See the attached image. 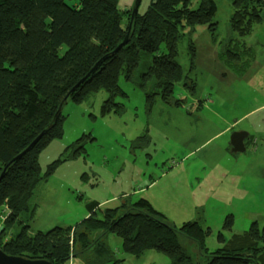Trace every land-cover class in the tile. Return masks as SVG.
I'll return each mask as SVG.
<instances>
[{"label": "rangeland", "instance_id": "obj_1", "mask_svg": "<svg viewBox=\"0 0 264 264\" xmlns=\"http://www.w3.org/2000/svg\"><path fill=\"white\" fill-rule=\"evenodd\" d=\"M134 1L117 0L118 12L123 14ZM213 1L212 32L206 25H193L177 45L176 61L182 75L195 84L193 95L175 87L173 103L160 98L149 103L121 75L107 111L102 110L107 98L102 89L83 102L65 104L58 128L61 137L38 156L43 173L60 162L34 191L37 208L27 222L29 235L74 227L87 216L85 206L90 202L98 203L96 213L101 217L124 200L144 199L176 228L189 221L208 228L205 248L210 252L247 249L250 224L264 226V7L260 21L240 38L230 31V2ZM147 3L140 0L138 11ZM125 21L121 19L122 24ZM232 122L235 130L254 137L253 146L243 153L227 149ZM77 139L84 145L73 153ZM230 216L231 228H223ZM14 228L7 233L15 234ZM105 243L115 260L99 264L171 261L155 249L135 258L123 251L113 234ZM189 251L194 256L191 247ZM63 264L85 262L75 257Z\"/></svg>", "mask_w": 264, "mask_h": 264}, {"label": "trees", "instance_id": "obj_2", "mask_svg": "<svg viewBox=\"0 0 264 264\" xmlns=\"http://www.w3.org/2000/svg\"><path fill=\"white\" fill-rule=\"evenodd\" d=\"M67 1L0 0V174L11 162L0 180V248L9 255L46 259L52 264L75 257L85 264H99L115 260L105 243L113 234L121 240L123 251L135 258L155 249L167 254L170 264H264L259 260L264 258V226L259 229L257 223L250 224L247 249L236 246L210 252L205 248L208 228L196 221L176 228L144 199L124 200L121 207L106 210L101 217L96 213L98 203L90 202L85 206L87 216L74 227L27 233V222L37 208L34 191L60 162L52 163L44 173L38 162L48 143L61 137L62 114L52 126L53 117L71 89L123 41L132 8L120 14L117 0ZM228 1L231 33L248 36L261 19L263 0ZM215 13L213 0H148L131 22L127 43L101 62L69 94L67 102H83L102 89L107 94L102 110L107 111L121 75L149 103L155 98L172 102L175 87L193 95L195 84L182 75L176 61L177 45L193 25H206L212 32ZM192 52L189 45L191 57ZM47 128L27 153L12 162ZM81 141L73 143L79 145L73 153L82 150ZM231 224L232 216L223 228L230 229ZM13 228L15 234L7 233ZM218 241H224L221 235Z\"/></svg>", "mask_w": 264, "mask_h": 264}, {"label": "water", "instance_id": "obj_3", "mask_svg": "<svg viewBox=\"0 0 264 264\" xmlns=\"http://www.w3.org/2000/svg\"><path fill=\"white\" fill-rule=\"evenodd\" d=\"M140 5V0H135L134 4L131 8V12L129 15V21H128V29L126 32V35L123 39V41L110 53L106 54L104 57H102L91 69L90 71L86 74V76L84 78H82L72 89L71 91L63 98L61 104L59 105L53 120H52V126L56 123L57 118L59 117V115L62 112L63 107L65 106L66 102H67V98L69 96V94L74 91L79 85H81L88 77H90L98 68V66L100 65L101 62H103L104 60H106L107 58L111 57L112 55H114L116 52H118V50L123 47L127 41H128V34H129V30H130V26H131V22L132 20L135 18L136 13L138 11ZM49 131V128L45 129L43 132H41L40 135H38L33 141L32 143L22 152H20L18 155H16L12 162L20 159L25 153H27L36 143L39 139H41L47 132ZM247 137V133L242 131V132H234L230 135L229 137V147H230V152L231 153H243L245 151L244 145H243V140ZM11 163V162H10ZM9 163V164H10ZM7 164L1 174H0V180L3 178L4 176V172L6 167L9 165ZM2 230V227H0V232ZM0 264H52L50 261L46 260V259H29L23 256H19V255H9L6 254L1 248H0Z\"/></svg>", "mask_w": 264, "mask_h": 264}, {"label": "flooded vegetation", "instance_id": "obj_4", "mask_svg": "<svg viewBox=\"0 0 264 264\" xmlns=\"http://www.w3.org/2000/svg\"><path fill=\"white\" fill-rule=\"evenodd\" d=\"M197 102H200V100H198ZM235 125H233V127H231V128H229V130H228V132H231V133H229V137H230V135L232 134V133H234V132H242V131H244V130H242V129H234L235 127H234ZM245 132V131H244ZM247 133V137L243 140V145H244V148H245V150L247 151L248 150V148L250 147V145L252 144V146H253V144H254V137H252V136H250L249 135V133L248 132H246ZM229 143V142H228ZM228 150H229V152H230V147H228L227 148ZM231 153V152H230Z\"/></svg>", "mask_w": 264, "mask_h": 264}, {"label": "crops", "instance_id": "obj_5", "mask_svg": "<svg viewBox=\"0 0 264 264\" xmlns=\"http://www.w3.org/2000/svg\"><path fill=\"white\" fill-rule=\"evenodd\" d=\"M234 122H235V121H234ZM234 122H232L230 128L233 127V125H236V123H234ZM228 128H229V127H228ZM227 130H228V129H227ZM227 130H226V131H227Z\"/></svg>", "mask_w": 264, "mask_h": 264}]
</instances>
